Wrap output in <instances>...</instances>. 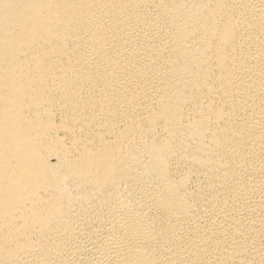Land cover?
<instances>
[{
	"label": "bare ground",
	"instance_id": "bare-ground-1",
	"mask_svg": "<svg viewBox=\"0 0 264 264\" xmlns=\"http://www.w3.org/2000/svg\"><path fill=\"white\" fill-rule=\"evenodd\" d=\"M0 264H264V0H0Z\"/></svg>",
	"mask_w": 264,
	"mask_h": 264
}]
</instances>
